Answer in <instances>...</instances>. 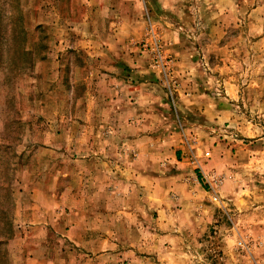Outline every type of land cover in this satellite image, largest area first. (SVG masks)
Returning <instances> with one entry per match:
<instances>
[{
    "label": "rangeland",
    "instance_id": "374dc122",
    "mask_svg": "<svg viewBox=\"0 0 264 264\" xmlns=\"http://www.w3.org/2000/svg\"><path fill=\"white\" fill-rule=\"evenodd\" d=\"M171 3L0 0V264H264L261 0Z\"/></svg>",
    "mask_w": 264,
    "mask_h": 264
},
{
    "label": "crops",
    "instance_id": "0c3cea01",
    "mask_svg": "<svg viewBox=\"0 0 264 264\" xmlns=\"http://www.w3.org/2000/svg\"><path fill=\"white\" fill-rule=\"evenodd\" d=\"M113 36L116 38L117 37V33H116V30H114L113 31ZM125 68V67H124ZM114 80V79H113ZM90 84V83H89ZM169 86H170V84L167 86V93L166 92H164L163 93V96H162V92H161V95L160 94H157V90H155L154 92H150L149 90H147V93L146 94H142V93H140L141 94V96H140V98L138 99L137 97H139L138 95H140V94H137L136 95V91H137V89L135 90V88H133V90H132V92H130L131 93V97L129 98V96H130V94H128L127 96H121L122 97V99L124 100V99H126V100H135V102L134 103H138V107H139V104H142V111H144V109H146V107H148V109L149 108H151L152 107V104H153V102L155 101V97L156 96H160V99H158V102H159V104L160 105H158V106H163V105H166L167 106V117H168V115H170L169 113L173 110L174 111V113L175 114H177V111L179 110V108H180V105L179 104H181V102H183L184 101V99H182L183 97H182V94L180 93V92H173V91H170L169 90ZM91 91H92V88L90 89ZM120 89H118V88H116V93L119 91ZM135 90V91H134ZM142 98V99H141ZM115 99H116V101H118L119 103H120V101H119V98H118V96H115ZM138 101H140V102H138ZM144 104V105H143ZM144 107V108H143ZM119 113V112H118ZM115 114V116H120L121 115V113H119V114ZM136 119H138V118H136ZM116 121H118L119 123L121 122V119H115V123H116ZM142 121V119L140 120H138L136 123H137V127H139V125H140V122ZM148 121V120H147ZM167 123H168V118H167ZM145 124V123H144ZM146 124H147V122H146ZM123 129H124V126L122 127ZM116 130H120L119 129V127H117V129ZM135 143V142H134ZM128 144H131V146H132V143H128Z\"/></svg>",
    "mask_w": 264,
    "mask_h": 264
},
{
    "label": "clouds",
    "instance_id": "9594fccd",
    "mask_svg": "<svg viewBox=\"0 0 264 264\" xmlns=\"http://www.w3.org/2000/svg\"><path fill=\"white\" fill-rule=\"evenodd\" d=\"M179 2H180V0H172L171 4H165L164 6L166 8H174V7L178 6ZM247 3H248V0H242V4L243 5H247ZM259 10H264V0H261V9H259ZM241 11H243V8L241 9ZM262 23H264V22H262ZM185 83L187 84V81ZM163 106L166 107V105H163ZM262 182H264V181H262ZM236 186L239 187V188H244V184L243 183H238ZM255 202L256 201H254V200H249V203H248L247 207L244 210L247 211V209H250L252 207V204L255 203ZM253 211H254V213L255 212L260 213V216L262 218L260 220V222L264 223V205H262L258 209H254Z\"/></svg>",
    "mask_w": 264,
    "mask_h": 264
}]
</instances>
